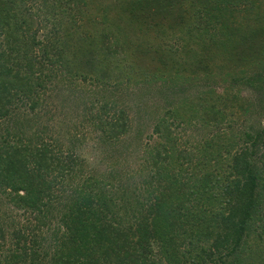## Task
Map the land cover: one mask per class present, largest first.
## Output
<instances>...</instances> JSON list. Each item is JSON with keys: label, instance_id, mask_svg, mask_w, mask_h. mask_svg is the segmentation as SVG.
<instances>
[{"label": "trees", "instance_id": "16d2710c", "mask_svg": "<svg viewBox=\"0 0 264 264\" xmlns=\"http://www.w3.org/2000/svg\"><path fill=\"white\" fill-rule=\"evenodd\" d=\"M240 1L209 0L204 14L221 5L232 9ZM185 2L129 0L128 5L135 20L147 18L176 26L184 14H191ZM88 3L0 0V120L11 117L19 106H28L33 113L45 101L40 93L49 83L64 77L97 78L104 67L126 74L127 80L131 78L128 73L149 78L147 85L173 83L171 78L153 76V61H146V49H137L125 65L109 58L110 48L86 47L88 42L94 45L92 37L80 31ZM196 14L200 16V10L193 9L192 18L198 21ZM260 26L250 28L243 40L250 46L259 43L264 50V24ZM78 32L83 47L76 38ZM233 79L239 86L260 92L264 89V66L252 78ZM187 109L170 114L187 124L181 120ZM246 109L240 106V110ZM260 110L264 112V106ZM123 115L120 112L114 123L97 115L96 127L106 137L99 141H121L127 128ZM171 125L158 120L153 126L154 137L164 139L166 130L167 138L157 145L152 140L155 151L148 147L137 189L136 184L131 188L128 179L112 172L100 177L93 172L87 175L72 151L75 143L63 154L55 145L43 144L38 134L24 142L23 135H18L23 134L20 125L14 123V134L7 130L6 135H0V207L38 214L46 223L57 209L55 217H59L62 233L40 234L30 240L18 228L10 245L0 251V264H240L245 260L243 253L264 242V126L256 131L229 128V133L215 138L219 146L225 138L224 148L216 150L206 144L204 150L210 149L207 155L192 157L175 153ZM11 136L16 140L10 142ZM6 226L15 230L10 218L3 215L0 247ZM250 257L248 254L247 260Z\"/></svg>", "mask_w": 264, "mask_h": 264}, {"label": "rangeland", "instance_id": "374dc122", "mask_svg": "<svg viewBox=\"0 0 264 264\" xmlns=\"http://www.w3.org/2000/svg\"><path fill=\"white\" fill-rule=\"evenodd\" d=\"M119 1L89 0L88 15L80 22V31L90 35L94 45L87 41L85 46L94 50L110 48L109 58L113 62L118 59L125 65H129L133 54L146 49L149 53L146 61H153V76H160L163 80L171 78L173 83L147 85L146 79L149 78H137L128 73L131 78L127 80L126 74L105 67L98 72L97 78L92 75L83 81L64 77L49 83L47 89L40 93L45 101L33 113L28 106H19L11 117L0 120L1 136L6 135L7 130H10V135L14 134L13 124L17 123L23 133L18 135H23L24 142L31 135L38 134L43 144L55 145L56 151L61 149L63 154H67L71 142L75 143L72 151L87 175L93 172L100 177L112 172L128 179L133 184L131 188L137 185L138 189L148 147L153 149L167 138L166 130L164 133L162 130L164 139L153 136V126L158 120L172 124L175 153L192 157L207 155L210 149L207 146L204 150L206 144L216 150L224 148L225 138H222L220 146L219 139L215 138L229 133V128L230 131L263 128L264 112L260 110L264 106L263 87L260 95L258 90L239 86L233 81L235 76L252 78L264 66L260 63L264 62L261 45L250 46L243 40L250 28L259 29L260 24H264L263 0H241L232 9L221 5L219 9L208 10V15L204 11L209 0H183L191 14L193 9H198L200 16L196 14L198 21H195L190 13L184 14L176 26L147 18L135 20L130 14L129 0ZM76 36L83 47L79 32ZM142 76L145 77L144 74ZM180 106L182 109L188 107L184 110L187 117L184 111L181 117L187 124H182L170 114L173 110L180 112ZM240 106H246L248 110L244 112ZM24 112L27 116H22ZM120 112L124 113L127 124L121 141L113 144L99 141L106 137L96 127L97 115L114 123L113 119H118ZM193 112L200 116V121L199 117H192ZM233 137L237 139L238 135ZM13 140L16 139L10 138V142ZM152 140L157 141L155 146ZM263 146L264 140L261 148ZM257 154L259 156L260 152ZM51 213L48 216L51 221L46 223L39 219L38 214L22 210L11 212L7 207H0V218L3 215L10 218L15 228L12 230L6 226L0 251L10 245L18 228L23 229L30 240L40 234L62 233L59 217H55L58 216L57 209ZM12 216L24 217L12 220ZM258 245L249 250L251 257L248 260V254L243 253L247 256L240 264H264V242Z\"/></svg>", "mask_w": 264, "mask_h": 264}]
</instances>
